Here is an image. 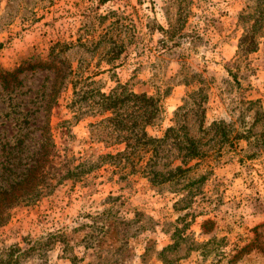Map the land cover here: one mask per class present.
<instances>
[{
	"label": "rangeland",
	"instance_id": "374dc122",
	"mask_svg": "<svg viewBox=\"0 0 264 264\" xmlns=\"http://www.w3.org/2000/svg\"><path fill=\"white\" fill-rule=\"evenodd\" d=\"M250 13L264 20V0H0V198L31 165L43 173L0 203V264H264V37L241 51ZM119 81L160 99L154 135L193 111L188 132L208 156L188 180L154 186L108 164L62 179L124 149L98 141L101 117L74 93Z\"/></svg>",
	"mask_w": 264,
	"mask_h": 264
},
{
	"label": "trees",
	"instance_id": "16d2710c",
	"mask_svg": "<svg viewBox=\"0 0 264 264\" xmlns=\"http://www.w3.org/2000/svg\"><path fill=\"white\" fill-rule=\"evenodd\" d=\"M98 1L100 4H106L113 0ZM246 17L250 20L241 38L240 48L242 52L251 53L258 49L260 39L264 37V20L251 13ZM71 72L70 69L65 76L66 79ZM77 83H74V93L78 95L77 105L89 99L88 107L101 117L92 124L95 137L108 146L123 144L124 149L116 153L99 154L96 158H91L90 155L77 166L68 168L62 179H73L74 183L82 182L92 171L108 164L114 173L122 175L138 173L147 177L152 185L160 186L164 183L188 180L190 178L188 173L197 169L208 156L207 151L201 147V142L189 135L186 122L190 120L193 111L191 110L190 113V109L186 110L188 106L186 103L175 111L174 123L158 136L150 132V128L157 127L163 120L164 114V107L156 96L147 92H137L128 83L120 81L108 92L98 88L92 90L80 88L81 91H78ZM60 87L58 82L52 87V100L45 108L47 112H50L51 108L57 104V91ZM194 94L190 93L189 97L194 99ZM193 103L197 106L195 114L202 119L205 118L204 101L193 100ZM204 121H202L203 125ZM222 134L225 139L231 141L225 128ZM170 138L172 141L168 142ZM51 155V149L43 148L42 157L46 156L50 161ZM192 162H194L193 165ZM38 165V163L31 165L23 178L9 185L0 198L1 204L16 202L27 197L25 191H30L31 188L34 191L38 189L43 175ZM187 186L180 188L176 194L181 195L180 191L184 192ZM187 191V195L182 198L185 196L192 198L193 190L187 189ZM184 207H190V204ZM8 217V214L0 213V225L5 224Z\"/></svg>",
	"mask_w": 264,
	"mask_h": 264
}]
</instances>
